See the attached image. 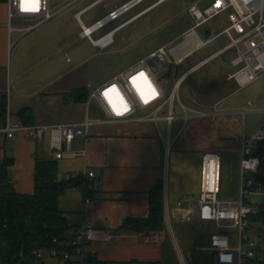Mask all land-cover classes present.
I'll return each mask as SVG.
<instances>
[{"label": "crops", "instance_id": "crops-1", "mask_svg": "<svg viewBox=\"0 0 264 264\" xmlns=\"http://www.w3.org/2000/svg\"><path fill=\"white\" fill-rule=\"evenodd\" d=\"M100 1L104 0H95L77 11L76 16L81 26L84 24L82 14ZM146 13L119 29L137 21ZM8 16V2L0 0V101L7 97L11 123L51 125L82 122L86 118L92 121L88 133L82 138H75L71 145L72 150L83 149L85 153L80 156L67 155L60 159L54 157L48 140L38 144L21 132L12 137L7 136L6 132L1 130L6 124L5 121L0 126V162L5 158L13 159L10 171L19 193L35 192V167L40 157L57 159L59 179L72 174H82L85 181L90 183L91 198L86 196L84 183L65 191L59 198V207L66 213L70 224L89 220L96 228L107 230L114 235L111 239L95 240L88 246L99 259L108 262L158 260L157 254H152L151 251L147 254L144 248L140 247L153 244L162 247L166 230L174 233L175 228L205 224L198 219L196 199L183 206L177 202L183 195L197 196L202 157L208 152L218 150L212 149L202 153L196 145H189L182 140L180 133L173 137L172 130L178 116L172 122L164 117L170 109L168 104L167 110L165 106L160 112L162 117L158 121L111 123L107 121L105 112L96 100L88 99L82 104L66 97V93L75 89L71 76H52L51 71L46 76H39L31 72L33 67L26 68L24 72L31 73L23 75L20 63H15V32H11L9 28ZM212 37L217 38L216 35H211L210 38ZM189 75L177 79L175 85L180 88ZM22 108L32 110L29 124L18 116V111ZM206 114L205 117L209 116ZM162 124L167 126V131H163ZM90 171L95 172L94 176H89ZM160 179H163L165 185V230L143 233L119 230L125 218L149 215L150 192ZM73 230L74 227L71 226L68 233L72 234ZM181 261L183 263L187 260L181 257Z\"/></svg>", "mask_w": 264, "mask_h": 264}, {"label": "built area", "instance_id": "built-area-1", "mask_svg": "<svg viewBox=\"0 0 264 264\" xmlns=\"http://www.w3.org/2000/svg\"><path fill=\"white\" fill-rule=\"evenodd\" d=\"M81 1L7 0L9 28L11 32L20 33L41 29L64 10ZM144 1L128 0L93 24H82L81 36L88 38L99 48H106L109 45L110 35H115L122 25L130 23L145 11L129 18L98 39H95L93 34ZM37 5L38 10L32 11L31 9ZM188 11L194 24L182 34V40L177 45L169 49L160 47L90 91L89 99L97 101L105 112L107 121L111 123L158 121L162 117L160 112L170 103V109L164 117L172 122L176 118L173 104L175 98L177 96L179 98V85H175L172 93L167 97L156 75L159 70L154 71L149 66L148 58L162 52L168 63L170 58L176 63L184 62L187 57L215 38L204 39L200 28L222 13H226L229 20V24L221 32L228 36V44L210 58L191 67L183 76L191 74L229 49H235L236 55L232 59L235 70L228 75V78L234 80L239 87L253 83L264 74V0H247V2L245 0H210L203 6L195 3L188 8ZM14 20L19 21L20 25L15 26ZM25 21L28 23H24ZM101 40L104 42L100 43ZM140 73H144V76L141 77ZM113 88L115 91H111ZM105 92L109 93L108 96L104 95ZM125 108L127 110H124ZM116 109L120 110L119 114ZM143 111L145 114H142ZM200 115L207 114L200 112ZM91 124L92 121L86 118L82 122L73 123L13 125L8 114L6 124L1 130L5 131L9 137L17 132L24 133L38 144L48 140L54 157L60 159L67 155L80 156L85 153L83 149L72 150L71 145L75 138H82L88 133ZM242 143L240 191L236 199L221 200L220 198L223 192V160L222 153L215 151L208 152L202 157L197 196L183 195L177 202L178 205L183 206L196 199L199 221L215 224L217 231L211 233L210 244L198 247L199 250H204L210 255L212 264H254L257 259L264 261V128L244 136ZM253 160L256 163L250 169L243 167V161L251 163ZM94 173L90 171L89 176H94ZM230 212H234L235 215L230 217L228 215ZM227 220L230 222H226ZM71 226L74 230L72 234H67L65 241L54 238L60 247L36 249L29 259H24L19 264H52V260L55 264H119L103 262L98 256H96L97 260H94L91 258L93 253L88 249L89 244L95 240L113 238L114 235L111 232L96 228L89 220L74 222L70 224ZM235 236L237 241L234 239ZM0 264L6 263L0 261ZM183 264L188 262L184 261Z\"/></svg>", "mask_w": 264, "mask_h": 264}, {"label": "rangeland", "instance_id": "rangeland-1", "mask_svg": "<svg viewBox=\"0 0 264 264\" xmlns=\"http://www.w3.org/2000/svg\"><path fill=\"white\" fill-rule=\"evenodd\" d=\"M94 1L82 0L64 10L41 29L15 32L14 58L15 63H20L23 75L34 72L39 76H46L51 71L52 76H71L74 88L87 87L89 91L94 90L160 47L169 49L177 45L182 40V34L194 24L188 8L195 3L201 6L210 2L145 0L93 34L98 39L140 11L147 12L137 21L119 29L109 46L99 48L88 38L81 36L82 26L76 16L77 11ZM125 1L127 0L100 1L86 9L81 16L82 21L85 25H91ZM14 23L15 26L20 25L17 20ZM228 24L226 13L205 23L200 28L201 32L210 28L212 35L217 38L187 57L184 62L176 63L170 58L172 78L167 75L168 66L157 72L167 97L173 91L176 80L183 76L188 67L229 42L228 36L221 33ZM235 55L236 50L229 49L192 72L179 88L180 99L177 96L173 104V112L178 116L172 130L173 137L180 133L182 140L189 145H196L202 153L212 149L222 153L221 200L236 199L239 195L242 138L264 128V74L253 83L239 87L234 80L228 78L235 70L232 65ZM31 67V72H24ZM94 107L93 104L92 108ZM199 111H205L209 116L199 117ZM166 127L162 124L163 131H167ZM215 231L217 228L214 223L207 222L204 226L191 224L175 228L174 233L166 230L162 240L165 244L164 251L155 244L140 248H144L147 254L150 251L157 254L158 260L162 259L166 264H183L181 257L188 264H212L210 255L198 247L209 245L211 233ZM234 239L237 241V236ZM51 263L55 264V261L52 260Z\"/></svg>", "mask_w": 264, "mask_h": 264}, {"label": "trees", "instance_id": "trees-1", "mask_svg": "<svg viewBox=\"0 0 264 264\" xmlns=\"http://www.w3.org/2000/svg\"><path fill=\"white\" fill-rule=\"evenodd\" d=\"M203 35L206 38L211 36V29H204ZM172 67L168 64L167 75L170 78L173 77ZM89 96L90 91L87 87H76L72 92L66 93L68 99L82 104L88 101ZM7 115L8 99L4 97L0 101V126L7 120ZM18 116L29 124L28 119L32 116V110L22 108L18 111ZM12 164V158H5L0 162V261L6 264H19L24 259H29L36 249L60 247L54 238L62 242L66 240L70 223L66 213L59 207L61 195L68 189L85 183V193L90 199L92 190L89 187L90 183L85 181L82 174H72L59 179L57 159L40 157L35 167V192L19 193L11 176ZM164 186L163 179H160L151 190L150 213L147 217H127L119 230L137 233L165 230ZM164 246L162 242L163 251ZM91 258L97 260L95 254H91ZM129 263L166 264L162 259L143 262L131 260L119 264ZM254 264H264V261L257 259Z\"/></svg>", "mask_w": 264, "mask_h": 264}, {"label": "water", "instance_id": "water-1", "mask_svg": "<svg viewBox=\"0 0 264 264\" xmlns=\"http://www.w3.org/2000/svg\"><path fill=\"white\" fill-rule=\"evenodd\" d=\"M147 62L154 71L163 69L169 64L166 56L162 52H158L157 54L148 58Z\"/></svg>", "mask_w": 264, "mask_h": 264}, {"label": "clouds", "instance_id": "clouds-1", "mask_svg": "<svg viewBox=\"0 0 264 264\" xmlns=\"http://www.w3.org/2000/svg\"><path fill=\"white\" fill-rule=\"evenodd\" d=\"M245 2H247V0H245ZM255 163H256L255 160H253L251 163L248 162V161H243V162H242L243 167H244L245 169H250ZM228 215L231 217V216H234L235 213H234V212H230Z\"/></svg>", "mask_w": 264, "mask_h": 264}, {"label": "snow or ice", "instance_id": "snow-or-ice-1", "mask_svg": "<svg viewBox=\"0 0 264 264\" xmlns=\"http://www.w3.org/2000/svg\"><path fill=\"white\" fill-rule=\"evenodd\" d=\"M38 7L39 6L37 5L35 8H33L31 10L32 11H37L38 10ZM26 10H28V9L26 8ZM140 76L143 77L144 76V73H140ZM111 91H115V88H113ZM108 94H109L108 92H105L104 93L105 96H108ZM153 95H155V92L154 91H153ZM124 110H127V109L125 108ZM116 111H117V114H119L120 110L119 109H116Z\"/></svg>", "mask_w": 264, "mask_h": 264}, {"label": "bare ground", "instance_id": "bare-ground-1", "mask_svg": "<svg viewBox=\"0 0 264 264\" xmlns=\"http://www.w3.org/2000/svg\"><path fill=\"white\" fill-rule=\"evenodd\" d=\"M136 18H137V17H136ZM113 35H114V34L110 35L109 38H108V40H109V45H110V44L112 43V41H113V37H114ZM102 42H104V41L101 40L100 43H102ZM109 45H108V46H109Z\"/></svg>", "mask_w": 264, "mask_h": 264}]
</instances>
